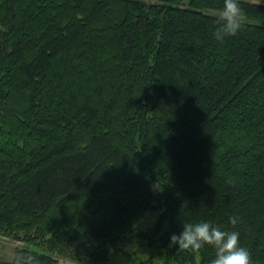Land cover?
I'll use <instances>...</instances> for the list:
<instances>
[{
	"label": "trees",
	"instance_id": "16d2710c",
	"mask_svg": "<svg viewBox=\"0 0 264 264\" xmlns=\"http://www.w3.org/2000/svg\"><path fill=\"white\" fill-rule=\"evenodd\" d=\"M239 4L217 40L223 0H0V234L44 249L7 264H105L148 211L165 264H208L169 245L199 220L264 264V0Z\"/></svg>",
	"mask_w": 264,
	"mask_h": 264
},
{
	"label": "clouds",
	"instance_id": "9594fccd",
	"mask_svg": "<svg viewBox=\"0 0 264 264\" xmlns=\"http://www.w3.org/2000/svg\"><path fill=\"white\" fill-rule=\"evenodd\" d=\"M241 14L239 0H223L218 26L214 31L215 38L222 40L226 35L237 33L242 26ZM229 221L235 225L238 218L232 216ZM169 245L190 250H199L204 245H211L214 256L208 264H251L250 252L240 242V232L222 229L209 220L183 222L178 232L171 233Z\"/></svg>",
	"mask_w": 264,
	"mask_h": 264
},
{
	"label": "rangeland",
	"instance_id": "374dc122",
	"mask_svg": "<svg viewBox=\"0 0 264 264\" xmlns=\"http://www.w3.org/2000/svg\"><path fill=\"white\" fill-rule=\"evenodd\" d=\"M153 186L154 190L159 193L160 188L157 185ZM158 216V211H148L138 218L133 223L131 230L110 245L109 259L105 264H165L158 253L156 244L151 243L150 239L144 236L155 227ZM28 248L33 251H44L43 248L0 234L1 263H10L14 258L22 255L24 249ZM57 258V264H84L65 255H59ZM198 264H200V258Z\"/></svg>",
	"mask_w": 264,
	"mask_h": 264
}]
</instances>
